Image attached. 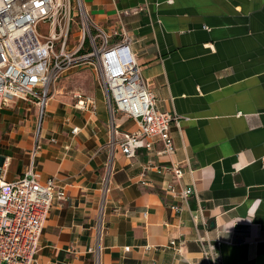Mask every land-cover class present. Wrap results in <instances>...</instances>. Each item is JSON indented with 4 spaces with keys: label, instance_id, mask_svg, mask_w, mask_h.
Wrapping results in <instances>:
<instances>
[{
    "label": "crops",
    "instance_id": "1",
    "mask_svg": "<svg viewBox=\"0 0 264 264\" xmlns=\"http://www.w3.org/2000/svg\"><path fill=\"white\" fill-rule=\"evenodd\" d=\"M83 2L93 22L131 37L158 108L180 117L170 127L176 149L156 154L162 143L155 142L127 156L116 145L103 193L110 115L91 67H74L52 85L41 119L36 100L5 105L1 176L12 181L32 163L68 194L47 215L38 262L94 264L86 249L100 218V264H207L201 234L219 241V264H264V0ZM135 6L143 10L117 20V10ZM79 92L90 100L78 104ZM116 115L119 131L135 129ZM39 120L43 144L32 155ZM149 160L180 162L184 172L173 183L170 171ZM169 185L175 194L165 191ZM183 186L194 190L186 199L177 195ZM198 210L207 226H196Z\"/></svg>",
    "mask_w": 264,
    "mask_h": 264
},
{
    "label": "built area",
    "instance_id": "2",
    "mask_svg": "<svg viewBox=\"0 0 264 264\" xmlns=\"http://www.w3.org/2000/svg\"><path fill=\"white\" fill-rule=\"evenodd\" d=\"M142 10V6L119 9L117 20L123 14ZM71 24L76 27L72 41L69 38ZM123 29H106L93 22L83 0H0V110L14 99L36 100L41 119L52 85L74 67H91L110 115V155L102 181L103 193L108 189L116 145L130 156L138 148L150 150L155 142H161L162 148L156 150V154H172L176 148L170 127L172 122L178 125L180 119L176 112L158 108L153 91L140 74L131 37ZM74 96L78 104L90 100L80 92ZM117 113L132 119L135 129L119 131ZM40 121L34 134L32 155L43 144ZM76 130V127L72 129ZM55 141L54 137L50 138V142ZM153 163L149 160V165ZM153 166L156 170L170 171L173 183L184 172L182 163L175 161L163 165L156 162ZM25 172L12 181L0 174V264H45L38 262L36 256L44 224L54 202H62L68 195L56 177L42 178L32 163ZM173 190V185L165 189L171 193ZM193 192L191 187L183 186L177 195L186 199ZM173 207L179 210L178 206ZM192 218L197 227L199 223L207 226L200 210L193 211ZM95 235L94 243L86 251L94 254V264H100V218L95 223ZM198 240L206 263L219 264V241H209L205 234L198 235ZM175 244L174 239L169 241V245ZM124 248L128 250L129 246ZM177 251L182 254L181 246L178 245Z\"/></svg>",
    "mask_w": 264,
    "mask_h": 264
},
{
    "label": "rangeland",
    "instance_id": "3",
    "mask_svg": "<svg viewBox=\"0 0 264 264\" xmlns=\"http://www.w3.org/2000/svg\"><path fill=\"white\" fill-rule=\"evenodd\" d=\"M76 32V27L74 24H71L70 26V31H69V38L70 40L72 41L74 38H73V34Z\"/></svg>",
    "mask_w": 264,
    "mask_h": 264
}]
</instances>
